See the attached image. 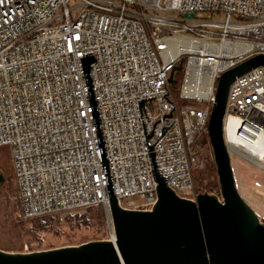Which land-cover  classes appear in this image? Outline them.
Segmentation results:
<instances>
[{
	"label": "built area",
	"instance_id": "1",
	"mask_svg": "<svg viewBox=\"0 0 264 264\" xmlns=\"http://www.w3.org/2000/svg\"><path fill=\"white\" fill-rule=\"evenodd\" d=\"M91 53L118 206L155 205L152 145L166 186L194 201L192 147L207 135L219 75L264 53V0H0V147L9 149L24 219L108 214L80 62ZM180 63L181 96L199 108H178L172 96L168 77ZM223 139L231 163L237 156L264 175V67L230 85Z\"/></svg>",
	"mask_w": 264,
	"mask_h": 264
},
{
	"label": "water",
	"instance_id": "2",
	"mask_svg": "<svg viewBox=\"0 0 264 264\" xmlns=\"http://www.w3.org/2000/svg\"><path fill=\"white\" fill-rule=\"evenodd\" d=\"M80 62L108 193L107 222L114 241L89 242L28 254L0 250V264H264V225L236 190L223 139L229 87L236 78L257 67H264V53L222 72L216 80L207 137L220 198L198 194L194 201L184 200L166 186L165 179L156 169L153 145L147 146L152 133L146 136L141 118L156 192V202L150 211H127L118 206L89 71V64L95 62L94 54L83 55ZM179 71L181 63L171 70L169 85L175 83L174 73ZM146 100L137 101L139 112ZM2 181L3 176L0 175V183Z\"/></svg>",
	"mask_w": 264,
	"mask_h": 264
},
{
	"label": "rangeland",
	"instance_id": "3",
	"mask_svg": "<svg viewBox=\"0 0 264 264\" xmlns=\"http://www.w3.org/2000/svg\"><path fill=\"white\" fill-rule=\"evenodd\" d=\"M198 18H206L207 14H198ZM185 66L182 67V76L180 78V83L178 84L179 98V107L183 106H194L198 104L186 100L181 96V86L184 75ZM171 87V85H170ZM201 106V104H200ZM7 154V150L2 148L0 154ZM201 153L208 155V150L203 148ZM8 162V163H7ZM5 161L4 166L6 171L8 170V175L11 177V160ZM235 187L246 205L254 212L259 222L264 225V175L256 170L252 165L247 161L233 156V161L231 163ZM193 178V175H192ZM194 193L198 195L194 188ZM218 197L219 195L214 192L211 194ZM220 198V196L218 197ZM143 199L136 197L132 199L134 204L142 202ZM88 212V211H87ZM6 212L3 207L0 206V250L11 253V254H28L42 251H49L65 247H76L82 244L96 241H111L110 240V228L107 222L106 214V229L100 238L94 237L91 231H80L72 232L61 236H54L48 233H39L30 234L26 226H21L18 224L17 218L18 215H15L16 218H9L5 215ZM63 220L66 216H58ZM89 236L88 239L83 237Z\"/></svg>",
	"mask_w": 264,
	"mask_h": 264
},
{
	"label": "trees",
	"instance_id": "4",
	"mask_svg": "<svg viewBox=\"0 0 264 264\" xmlns=\"http://www.w3.org/2000/svg\"><path fill=\"white\" fill-rule=\"evenodd\" d=\"M181 71L174 73L175 83L171 85L170 90L172 96L179 107L178 84L180 83V78L182 76ZM194 102V101H192ZM198 108L201 107L200 103ZM193 107H197L194 105ZM4 148L7 150V154H0V175L3 176V181L0 183V206L4 208L6 216L9 218H16L21 226H26L30 234L48 233L54 236H61L72 232L80 231H91L94 237L100 238L103 236L106 229V214L101 207L92 208L88 212L81 215L66 216L61 220L57 214L42 216L32 219H24L21 216L20 204L17 194L16 185L13 179V172H11V177L8 175V170L4 166L5 161L10 160L9 149L7 147H0V150ZM206 148L208 150V155L201 153V150ZM195 153V167L192 170L194 188L198 194H213L216 192L219 195V184L216 174V169L213 161V156L211 153L208 137L206 134L201 135L192 147ZM8 163V162H7ZM12 171V166H11ZM89 236L83 237L88 239Z\"/></svg>",
	"mask_w": 264,
	"mask_h": 264
}]
</instances>
